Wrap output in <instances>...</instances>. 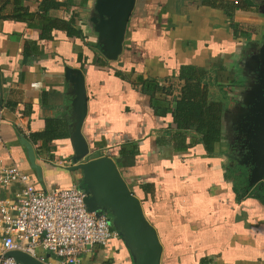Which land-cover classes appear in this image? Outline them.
Returning a JSON list of instances; mask_svg holds the SVG:
<instances>
[{
	"label": "crops",
	"instance_id": "obj_1",
	"mask_svg": "<svg viewBox=\"0 0 264 264\" xmlns=\"http://www.w3.org/2000/svg\"><path fill=\"white\" fill-rule=\"evenodd\" d=\"M251 1L135 0L122 50L110 58L111 32H99L93 19L96 0H0V165H17L39 189L79 186L89 193L82 171L70 169L79 163L72 145L78 112L66 75L69 67L81 69V132L89 146L82 161L116 162L156 229L160 264H264V201L238 197L230 176L231 156L250 153L244 115L263 91L264 1ZM187 75L200 79L209 103L223 107L213 151L194 126L174 122ZM48 121L68 136L39 138ZM260 184L264 179L251 187ZM16 189L0 182V200ZM98 208L109 211L119 236L84 253L79 264H135L141 250L111 209ZM1 230L0 212V246Z\"/></svg>",
	"mask_w": 264,
	"mask_h": 264
},
{
	"label": "water",
	"instance_id": "obj_2",
	"mask_svg": "<svg viewBox=\"0 0 264 264\" xmlns=\"http://www.w3.org/2000/svg\"><path fill=\"white\" fill-rule=\"evenodd\" d=\"M246 1L251 5L255 4L251 0ZM134 4L135 0H96V15L93 19H99L96 27L99 32L107 30L111 32L112 45L107 52L110 58H116L122 50L126 25ZM260 57L264 64V44L260 49ZM260 74L262 94L258 101L249 108V112L244 115L250 122L247 134L250 140L247 145L250 153L243 158L231 156L240 164H252L249 174L250 186L264 179V70ZM66 76L76 87L75 107L78 112L72 145L73 161H79V163L72 165L70 169H80L84 175L83 180L89 189L86 197L88 207L96 210L101 205L112 210L114 223L120 228L121 233L141 250L135 264H160L162 245L156 229L145 218L140 200L131 192L116 162L109 156L82 161L89 154L88 143L81 132V126L87 113L85 79L81 69L72 67L67 69ZM23 141L29 151L31 167L36 170L41 179L42 167L36 163L33 145L24 137ZM6 255L16 258L23 264H46L21 250H11Z\"/></svg>",
	"mask_w": 264,
	"mask_h": 264
},
{
	"label": "built area",
	"instance_id": "obj_3",
	"mask_svg": "<svg viewBox=\"0 0 264 264\" xmlns=\"http://www.w3.org/2000/svg\"><path fill=\"white\" fill-rule=\"evenodd\" d=\"M0 182L17 187L12 199L0 200V264H23L6 255L11 250L46 264H79L84 253L119 236L111 228L109 211L89 209L83 187L39 189L29 173L13 164L0 165Z\"/></svg>",
	"mask_w": 264,
	"mask_h": 264
},
{
	"label": "trees",
	"instance_id": "obj_4",
	"mask_svg": "<svg viewBox=\"0 0 264 264\" xmlns=\"http://www.w3.org/2000/svg\"><path fill=\"white\" fill-rule=\"evenodd\" d=\"M185 84L182 88L181 97L176 101L173 116L174 122L181 128L194 126L203 135V142L209 151H213L215 145L221 141V119L223 107L221 103H209L207 90L201 86V81L192 75L184 76ZM48 121L46 129L37 136L45 140L63 138L68 132ZM59 129V130H58ZM250 167L246 164L235 162L230 169V176L234 181V190L238 197L256 194L264 201V187L259 188L257 193L251 192L254 188L249 185Z\"/></svg>",
	"mask_w": 264,
	"mask_h": 264
}]
</instances>
